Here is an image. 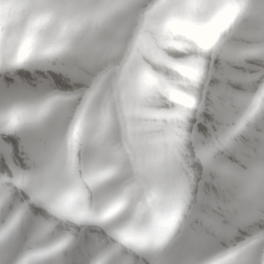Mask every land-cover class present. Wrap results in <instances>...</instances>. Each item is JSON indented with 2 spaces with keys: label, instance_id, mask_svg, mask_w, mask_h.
Wrapping results in <instances>:
<instances>
[{
  "label": "snow or ice",
  "instance_id": "snow-or-ice-1",
  "mask_svg": "<svg viewBox=\"0 0 264 264\" xmlns=\"http://www.w3.org/2000/svg\"><path fill=\"white\" fill-rule=\"evenodd\" d=\"M0 264H264V0H0Z\"/></svg>",
  "mask_w": 264,
  "mask_h": 264
}]
</instances>
